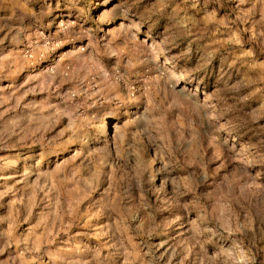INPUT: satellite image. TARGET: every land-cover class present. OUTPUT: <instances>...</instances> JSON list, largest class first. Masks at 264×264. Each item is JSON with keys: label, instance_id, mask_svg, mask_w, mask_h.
Here are the masks:
<instances>
[{"label": "rangeland", "instance_id": "rangeland-1", "mask_svg": "<svg viewBox=\"0 0 264 264\" xmlns=\"http://www.w3.org/2000/svg\"><path fill=\"white\" fill-rule=\"evenodd\" d=\"M0 264H264V0H0Z\"/></svg>", "mask_w": 264, "mask_h": 264}]
</instances>
